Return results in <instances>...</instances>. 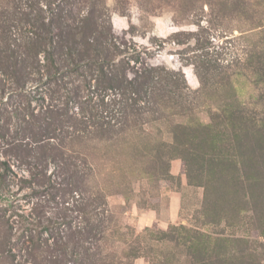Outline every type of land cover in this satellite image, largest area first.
<instances>
[{
    "label": "rangeland",
    "instance_id": "rangeland-1",
    "mask_svg": "<svg viewBox=\"0 0 264 264\" xmlns=\"http://www.w3.org/2000/svg\"><path fill=\"white\" fill-rule=\"evenodd\" d=\"M6 19L36 46L20 85L0 67V264H264V0H0ZM68 28L87 45L56 73Z\"/></svg>",
    "mask_w": 264,
    "mask_h": 264
},
{
    "label": "trees",
    "instance_id": "trees-1",
    "mask_svg": "<svg viewBox=\"0 0 264 264\" xmlns=\"http://www.w3.org/2000/svg\"><path fill=\"white\" fill-rule=\"evenodd\" d=\"M7 19L5 21L4 26L0 24V67L3 68L6 75L10 77V79L16 84L20 85L24 81L25 76L27 75L28 68H33L32 60H27L28 57H32L31 51L36 46L34 41L29 43H24L20 50L16 47H11L10 44L11 32L6 24ZM49 32V28L46 30ZM68 32L61 31L60 38L57 41L58 44L52 45L50 42L48 44V48L46 49V54L50 58V67L55 70L56 73L61 72V68L65 65L62 61L61 54L66 53L68 55H77V57H81L84 54L83 48H85L84 44H80L77 42L72 35H74V30L72 28H68ZM79 31L78 33H80ZM36 39H40L43 37L41 33L36 32ZM62 39V40H61ZM64 39V40H63ZM39 42V41H38ZM15 45V44H14ZM94 49L91 50V55L94 53ZM87 54L85 53V56ZM53 61H58L57 65ZM73 64L79 65L80 62L74 59ZM102 62H105V58L101 59ZM63 63V64H62ZM68 70H71V67H67ZM25 73V74H24ZM31 73V72H30ZM119 89H123L124 85L121 84L116 86ZM210 189L205 186L204 187V204H209V196ZM34 249H39L38 245H35V242L31 246V251L33 253ZM6 251L9 252L8 249L5 248Z\"/></svg>",
    "mask_w": 264,
    "mask_h": 264
}]
</instances>
